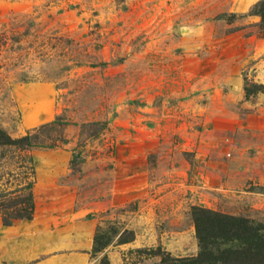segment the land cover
Returning a JSON list of instances; mask_svg holds the SVG:
<instances>
[{"label":"rangeland","instance_id":"obj_1","mask_svg":"<svg viewBox=\"0 0 264 264\" xmlns=\"http://www.w3.org/2000/svg\"><path fill=\"white\" fill-rule=\"evenodd\" d=\"M257 1L0 0V129L43 146L0 147V190L25 182L27 154L71 151L59 183L109 240L89 264L196 257L193 206L264 223V93L243 90L264 85ZM28 82L56 113L25 130Z\"/></svg>","mask_w":264,"mask_h":264},{"label":"crops","instance_id":"obj_2","mask_svg":"<svg viewBox=\"0 0 264 264\" xmlns=\"http://www.w3.org/2000/svg\"><path fill=\"white\" fill-rule=\"evenodd\" d=\"M13 93L23 129L54 118L56 108L50 84L28 82L14 87ZM29 111L32 115L26 123L23 116ZM70 159L71 151L62 148L33 155V217L4 226L0 215V264H89L92 222L73 208V186L59 183L68 171ZM132 177L130 189L140 190L141 173H133ZM255 190L264 192V187Z\"/></svg>","mask_w":264,"mask_h":264},{"label":"trees","instance_id":"obj_3","mask_svg":"<svg viewBox=\"0 0 264 264\" xmlns=\"http://www.w3.org/2000/svg\"><path fill=\"white\" fill-rule=\"evenodd\" d=\"M248 15L259 17L257 26L259 34L264 37V0H258L250 8ZM243 90L245 96L249 97L257 92L264 93V85L244 78ZM10 145H18L27 151L43 147L31 141L30 133L11 139L0 129V147L7 148ZM26 159L29 168L24 175L25 182L11 191L0 190V215L4 226L11 225L16 220H29L33 217L35 167L31 154H27ZM73 160L74 155L71 163ZM20 191L25 192L17 196L11 205H7V197ZM191 214L199 252L196 257L174 258L168 264H264V223L202 206H193ZM108 242L104 232L96 231L91 255L101 252ZM157 253L162 254L160 250ZM99 264H109L106 255L101 257Z\"/></svg>","mask_w":264,"mask_h":264}]
</instances>
